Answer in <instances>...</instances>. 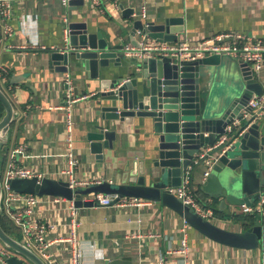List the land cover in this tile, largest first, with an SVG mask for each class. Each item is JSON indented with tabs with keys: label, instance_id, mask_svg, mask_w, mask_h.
I'll return each instance as SVG.
<instances>
[{
	"label": "crops",
	"instance_id": "1",
	"mask_svg": "<svg viewBox=\"0 0 264 264\" xmlns=\"http://www.w3.org/2000/svg\"><path fill=\"white\" fill-rule=\"evenodd\" d=\"M136 18L155 23L166 18L180 19L181 23L171 26L183 27L177 41L229 32H241L264 41V0H98L97 5L91 0H68L67 3L15 0L8 21L10 35L3 33L0 22V70L6 69L8 74L7 82L0 80V86L17 111L8 134V145L1 151V174L16 162L33 169L37 177L67 181L69 178L62 171L67 167L71 152L76 161L73 167L76 180L90 184L102 180L120 181L126 151H144L148 130L132 119L115 122L113 149H103V157L90 151L86 132L92 129L93 104L103 91L102 81L130 78L137 68L131 59H122L120 65L110 61L99 68L96 78L87 80L86 86L77 83L80 74L67 71L73 89L78 87L77 96L90 95L72 105L73 122L68 127L63 108L67 105L64 83L67 73L50 66L48 52L63 45L65 28H69L70 23H85L89 32H100L110 47L115 43L123 48L131 43L122 36L121 26H131ZM117 51L120 55L123 53L122 49ZM255 75L264 86V67ZM68 136L71 137L70 147ZM206 199H210L217 218L213 222L226 221L225 228L240 231L257 218L264 222V216L256 213H231V208L238 210L240 206L224 208L218 199L204 193L198 198L201 202ZM150 202L140 208L97 203L79 207L75 237L80 244L81 264H157L159 257L164 258L163 264H184L183 255L171 252L181 246L184 236L187 239L186 264H262L261 247L246 250L214 242L172 210ZM64 205L63 202L47 204L42 200L35 210L41 220L62 224L68 231L70 217L63 210ZM248 214L255 218L252 222L247 221ZM15 238L18 239L19 234ZM65 245L54 243L53 249L59 251V257L70 256V249Z\"/></svg>",
	"mask_w": 264,
	"mask_h": 264
},
{
	"label": "water",
	"instance_id": "2",
	"mask_svg": "<svg viewBox=\"0 0 264 264\" xmlns=\"http://www.w3.org/2000/svg\"><path fill=\"white\" fill-rule=\"evenodd\" d=\"M180 19L163 22L134 19L131 26L122 25V36L138 46L136 35H147L158 41L176 42L183 27H171ZM62 46L48 52L50 66L58 72L72 71L81 86L96 78L100 67L109 62L120 65L126 57L117 50L121 44L109 46L100 32H89L85 23H70ZM133 65L136 61L132 58ZM248 65L227 54H211L194 60L174 62L168 57L145 58L135 73L123 79L115 77L101 83L102 92L94 100L95 119L86 141L92 153L103 157V149H113L115 122L127 119L148 130L144 151H126V160L118 183L100 181L86 186L71 187L67 181L49 177L9 179V188L37 196H59L71 200L75 207L94 205L83 199L95 193L119 197H139L159 203L181 216L190 227L219 244L264 251V222L255 219L243 230L222 227L197 214L182 202L172 187L180 184L189 171L192 184L219 205L250 206L264 189V115H251L246 104L249 98L264 92V86ZM107 80V79H106ZM108 91H104L107 90ZM79 92L73 89V95ZM0 216L2 208L1 151L8 145V134L17 111L0 86ZM246 109L247 115L241 111ZM235 117L239 123L226 140L205 156L213 161L203 177V158L197 154L213 145L225 133ZM116 124V123H115ZM117 126V125H116ZM0 243L21 257L11 256L8 264H45L31 249L7 233L0 223Z\"/></svg>",
	"mask_w": 264,
	"mask_h": 264
},
{
	"label": "built area",
	"instance_id": "3",
	"mask_svg": "<svg viewBox=\"0 0 264 264\" xmlns=\"http://www.w3.org/2000/svg\"><path fill=\"white\" fill-rule=\"evenodd\" d=\"M15 0H0V22L2 23L3 33L10 35L11 27L8 24L11 17V8ZM67 3L68 0H62ZM91 3L98 4V0H91ZM66 21V18H64ZM68 36V28H65V40ZM138 46L132 44L123 45L122 51L126 59H134L136 61L135 67L138 66L145 58L149 57H168L174 62L182 60H194L211 54H227L235 59L241 60L246 63L253 73H257L264 67V41L259 38H253L249 35L242 34L241 32L219 33L209 37H203L197 40L189 41H158L152 39L147 35L140 34L138 36ZM6 69L0 70V80L7 82ZM64 83L66 85V101L67 105L64 106L65 122L68 127L72 125V105L76 104L79 100H84L90 97L88 94L80 96L73 95V84L70 75L67 73L64 76ZM246 108H249L251 115L256 116L264 115V92L259 95H252ZM247 110L243 109L241 114L247 115ZM240 119L235 117L225 127V133L220 135L213 145L207 146L203 152L197 154L196 161L203 158L208 151L214 147L222 144L228 134L239 123ZM67 145L71 146V137H67ZM212 157L205 156L203 160L202 176L205 177L212 164ZM76 161L73 154L69 152L67 167L63 170V174L67 175L69 180L67 182L71 187L89 185L87 181L76 180L73 177V167ZM36 173L28 166L12 162L3 174H1L2 183V208L3 213L11 220L13 225L17 228L19 238L18 240L26 247L36 253L45 264H81V251L80 244L75 237V227L78 224V208L74 206L71 200H67L59 196H37L31 193H19L9 188V179L18 177H33ZM40 178V177H38ZM196 187V186H195ZM192 184L189 171L183 174L181 182L178 186L170 189L183 203L189 205L197 214L212 222L217 220L213 212V207L210 199L199 201L195 197L196 188ZM91 200L100 205L113 204L116 207H142L149 205L151 202L144 198L139 197H119L115 195H108L102 193H95L90 196ZM50 203H65L63 210L70 217V229L66 231L62 224L52 221H43L40 219L39 214L36 213V206L41 201ZM256 213L264 216V189L260 191L256 202L250 206L241 205L240 209L236 210L231 208V213ZM64 243L65 248L69 247L70 256L68 258L59 257V251L53 249L54 243ZM187 239L182 238L181 246L171 252L183 255V262L186 264L187 252ZM11 256L21 257L13 250L7 248L0 243V264H8L7 259ZM164 258L159 257L157 264H163ZM22 264H30L24 261ZM264 264V258L262 260Z\"/></svg>",
	"mask_w": 264,
	"mask_h": 264
},
{
	"label": "trees",
	"instance_id": "4",
	"mask_svg": "<svg viewBox=\"0 0 264 264\" xmlns=\"http://www.w3.org/2000/svg\"><path fill=\"white\" fill-rule=\"evenodd\" d=\"M2 111H3V107L0 104V116L2 115ZM12 126V125H11ZM195 197L198 198H202L203 193L200 189L195 190ZM255 219L252 215L247 216V221H251ZM252 222V221H251ZM0 223L2 228L9 233L12 236L17 237L18 236V232H17V228L13 225V223L11 222V220L3 213L0 216ZM253 223V222H252ZM251 223H248L247 225L249 226Z\"/></svg>",
	"mask_w": 264,
	"mask_h": 264
},
{
	"label": "rangeland",
	"instance_id": "5",
	"mask_svg": "<svg viewBox=\"0 0 264 264\" xmlns=\"http://www.w3.org/2000/svg\"><path fill=\"white\" fill-rule=\"evenodd\" d=\"M222 222V223H221ZM221 222H216V224H218V225H220V226H223L224 227V225H228L227 223H226V221H221Z\"/></svg>",
	"mask_w": 264,
	"mask_h": 264
}]
</instances>
